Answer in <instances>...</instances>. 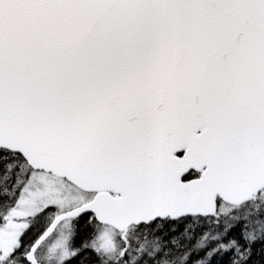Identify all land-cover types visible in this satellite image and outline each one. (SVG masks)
<instances>
[{
	"label": "snow or ice",
	"instance_id": "snow-or-ice-1",
	"mask_svg": "<svg viewBox=\"0 0 264 264\" xmlns=\"http://www.w3.org/2000/svg\"><path fill=\"white\" fill-rule=\"evenodd\" d=\"M257 243L264 0H0V264H251Z\"/></svg>",
	"mask_w": 264,
	"mask_h": 264
},
{
	"label": "trees",
	"instance_id": "trees-1",
	"mask_svg": "<svg viewBox=\"0 0 264 264\" xmlns=\"http://www.w3.org/2000/svg\"><path fill=\"white\" fill-rule=\"evenodd\" d=\"M88 236L87 230L81 227L79 235L76 237V243ZM228 257H221L216 260V264H228ZM251 264H264V244L257 243L254 247V255L252 256Z\"/></svg>",
	"mask_w": 264,
	"mask_h": 264
},
{
	"label": "rangeland",
	"instance_id": "rangeland-1",
	"mask_svg": "<svg viewBox=\"0 0 264 264\" xmlns=\"http://www.w3.org/2000/svg\"><path fill=\"white\" fill-rule=\"evenodd\" d=\"M90 255H93V259H94V254H90Z\"/></svg>",
	"mask_w": 264,
	"mask_h": 264
}]
</instances>
